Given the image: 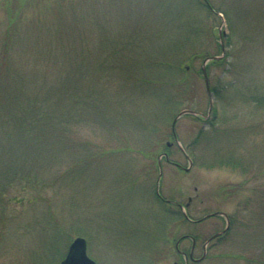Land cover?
Masks as SVG:
<instances>
[{
	"label": "rangeland",
	"instance_id": "obj_1",
	"mask_svg": "<svg viewBox=\"0 0 264 264\" xmlns=\"http://www.w3.org/2000/svg\"><path fill=\"white\" fill-rule=\"evenodd\" d=\"M4 78L73 116L0 185V264H264V0H0Z\"/></svg>",
	"mask_w": 264,
	"mask_h": 264
},
{
	"label": "trees",
	"instance_id": "obj_2",
	"mask_svg": "<svg viewBox=\"0 0 264 264\" xmlns=\"http://www.w3.org/2000/svg\"><path fill=\"white\" fill-rule=\"evenodd\" d=\"M208 3V2H207ZM209 5V3H208ZM210 6V5H209ZM211 7V6H210ZM212 64L220 65L222 59L210 61ZM8 63V62H7ZM6 63L5 74L16 72ZM4 78L0 79V185H13L19 183L24 175L25 159L29 157V151L41 148L44 140L56 137L58 134L65 137L63 124L71 119L73 114L57 111L53 106V98L46 96L29 97L22 94L20 86L16 87ZM212 90L215 88H211ZM70 122V121H68ZM66 122V124L68 123ZM58 125L60 131H57ZM63 128V131H62ZM57 133V135H56ZM67 136L70 134L65 132ZM5 139H13L20 142L18 146H6ZM16 141V142H17ZM30 146V147H29ZM21 149L15 154V149ZM29 178V177H28ZM178 217H182L183 214Z\"/></svg>",
	"mask_w": 264,
	"mask_h": 264
},
{
	"label": "water",
	"instance_id": "obj_3",
	"mask_svg": "<svg viewBox=\"0 0 264 264\" xmlns=\"http://www.w3.org/2000/svg\"><path fill=\"white\" fill-rule=\"evenodd\" d=\"M223 48H224V46H223ZM223 56L224 55H213V56H209L206 58L205 64L203 66V71H204V75L206 77V82H207L208 86H209V80H208V73H207L206 64L209 60L220 59ZM187 113L197 114V112L192 110V109H184L176 116V118L174 119L173 125L175 126L177 119L179 117H181L182 115L187 114ZM186 169L188 170L189 168H186ZM221 213L228 216L227 213H225V212H221ZM229 226H230V220L228 219V225L224 231H226L229 228ZM224 231H222V232H224ZM222 232L215 234L213 237H216L217 235L221 234ZM60 264H98V263L88 255L86 239L82 236H78L70 244L69 249H68L65 257L62 259ZM175 264H178V263H175Z\"/></svg>",
	"mask_w": 264,
	"mask_h": 264
},
{
	"label": "flooded vegetation",
	"instance_id": "obj_4",
	"mask_svg": "<svg viewBox=\"0 0 264 264\" xmlns=\"http://www.w3.org/2000/svg\"><path fill=\"white\" fill-rule=\"evenodd\" d=\"M158 196L160 199H163L164 201L168 202V200H169V199H165L161 195H158ZM188 219L191 221H194V222H200V221H202L203 218L196 219V220H193L192 218H188ZM185 240H191V245L189 248L182 249V248H180V244L182 241H185ZM175 246H176L175 249H176L178 255L180 254L183 256L185 264H190V261L200 260L204 255L206 256L207 252H208V247L206 246V244H203V246H202L203 253L200 257H198L197 256V254H198L197 252L199 251L198 238L196 236H192L190 234H184L179 239H177Z\"/></svg>",
	"mask_w": 264,
	"mask_h": 264
}]
</instances>
